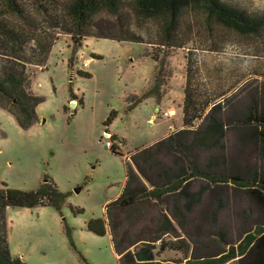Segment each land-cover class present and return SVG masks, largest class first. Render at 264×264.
I'll use <instances>...</instances> for the list:
<instances>
[{
  "label": "rangeland",
  "instance_id": "1",
  "mask_svg": "<svg viewBox=\"0 0 264 264\" xmlns=\"http://www.w3.org/2000/svg\"><path fill=\"white\" fill-rule=\"evenodd\" d=\"M51 1L62 15L60 5L66 0ZM221 1L264 17V0ZM18 2L22 12L5 9L0 20L23 33L26 42L16 50L0 46V64L19 62L25 89L43 101L34 123L25 128L10 111L12 104L0 97V187L6 183L34 190L50 178L65 197L60 208H6L13 255L28 264H120L113 243L126 253L150 240L157 243L161 264H183L180 258L218 256L256 225H264V205L248 188L232 179L213 181L206 176L248 179L263 171L261 145L253 130L240 125L264 98V26L252 35L217 22L208 28L204 12L184 7L168 46L159 17L129 21L125 15L117 19L102 11L91 32L122 25L126 35L146 43L95 36L75 42L71 33L60 29L68 26L66 18L59 17L57 24L38 4ZM49 42L52 45L44 52L42 45ZM153 54L165 57L164 67ZM188 54L198 57L199 75L215 80L222 70L224 78L247 79L220 104L214 118L225 127L217 141L193 148V161L204 175L164 194V202L152 197L129 207L107 208L125 190L127 166L136 174L129 190L162 187L173 176H182L179 147L153 153L141 149L182 128ZM156 78L162 85L153 89ZM196 123L205 127L208 119L204 115ZM107 133L123 141L121 150L106 145ZM104 217L105 235L89 229L91 220ZM160 242L168 248L161 250ZM254 257L248 252L225 264H248Z\"/></svg>",
  "mask_w": 264,
  "mask_h": 264
},
{
  "label": "trees",
  "instance_id": "2",
  "mask_svg": "<svg viewBox=\"0 0 264 264\" xmlns=\"http://www.w3.org/2000/svg\"><path fill=\"white\" fill-rule=\"evenodd\" d=\"M29 2L38 4L42 8L43 13L57 24L59 17L62 19L66 18L64 20L68 21V26H62L60 29L71 33L75 42H80L85 36H95L118 41L129 40L146 43L144 38L126 35V30L123 29L122 25H117L118 33L122 31L119 34L115 33L117 30H115L114 26H110V30L106 32H91L90 29L96 24V18L102 11L117 17V19L125 15L129 21H132V19L141 21L144 18L153 16L159 17L162 22L163 39L168 41L166 42L168 46H170V31L175 27L177 16L184 7L197 8L204 12L208 28H211L213 22H217L226 29H231L244 35H252L258 34L264 26L263 16L249 14L246 10L221 0H66L60 5L62 15L59 14V7L55 9L57 5L51 0H29ZM18 4V0H0V5L3 7V9L0 8V14L5 9H10L14 14L21 13L22 10ZM22 36L23 33L0 20V46H8L15 50V47L21 49L26 42ZM51 45L50 42L43 44V51L48 52ZM152 57L158 62V65L164 67L166 63L165 57L162 58L155 54ZM196 57V54L192 56L188 54L185 57L186 73L182 128L141 149L143 153H153L163 147H170V145L173 149L174 145L179 147L180 156L182 157L180 159L182 162L180 168L182 176H173L162 187L152 185L153 188L149 190L144 187L129 190L128 187L131 183L133 184L132 180L135 179L136 174L127 166L125 190L107 208L112 205L129 207L136 204L140 199L152 197L164 202V194L171 190H180L193 177L204 175V173L199 172L197 164L193 161V148L195 145L211 146L217 141L223 132L222 129L225 127V123L221 119L214 118L217 111L220 110V104L247 79L245 77L242 80V76L235 77L232 75L224 78L221 74L222 70L217 73L218 77L215 80H212L210 76L199 75L200 61ZM162 72L163 69L161 68L159 73ZM156 79L153 89L162 85L160 79ZM202 82L204 84L203 89L199 88V83L202 85ZM24 86L25 72L23 66L19 62L3 61L0 64V97L12 104L10 111L15 115L19 124L27 128L37 118L36 108L43 101V98L35 95L32 90H26ZM208 108L209 110L206 114ZM254 109L255 112L252 110L253 114L250 113L248 115V118L243 125H240V128L242 126L253 130L257 141L261 145V155L264 161V98L261 101V106H254ZM204 115L208 119V124L205 127H197L196 121L202 119ZM112 116L113 113L108 122L112 120ZM218 129L221 132H218ZM206 130L208 131L201 135ZM112 136L113 139H117L116 135L112 134ZM112 150L116 151V148H112ZM262 170L257 174H252L251 178L248 179L239 175L206 174V176L213 181L220 179L226 182L232 179L236 184L248 188L250 193L264 205V163ZM187 171H189L188 174L186 173ZM64 197L56 182L50 178L45 179L41 186L34 190L12 188L6 183L2 184L0 187V264H28L21 257L11 253L7 233L6 208L11 205L30 208L39 205H53L60 208L64 202ZM106 217L91 220L88 224L89 229L99 235H105L108 232ZM157 239L159 238L157 237ZM159 245L161 250L168 248L164 242H160ZM113 247L120 264H161L156 257L157 243L155 241H144L133 251L126 253L116 243H113ZM177 247V250L182 251L180 245H177ZM248 252L253 253L255 256L248 264H261L264 261V225H256L253 230L246 232L236 244L229 246L228 250L218 256H210L199 260L190 259L188 262L192 264H225Z\"/></svg>",
  "mask_w": 264,
  "mask_h": 264
},
{
  "label": "built area",
  "instance_id": "3",
  "mask_svg": "<svg viewBox=\"0 0 264 264\" xmlns=\"http://www.w3.org/2000/svg\"><path fill=\"white\" fill-rule=\"evenodd\" d=\"M106 139H107L106 145L109 146L110 148H117V149L121 150L124 146L123 141L113 139V136L111 133H107Z\"/></svg>",
  "mask_w": 264,
  "mask_h": 264
},
{
  "label": "crops",
  "instance_id": "4",
  "mask_svg": "<svg viewBox=\"0 0 264 264\" xmlns=\"http://www.w3.org/2000/svg\"><path fill=\"white\" fill-rule=\"evenodd\" d=\"M199 259H204L203 257H198ZM182 261H183V264H192V263H189L188 261L191 259L190 257L189 258H180ZM199 259H196V260H199ZM168 261H170V259H168ZM179 264H182L179 262Z\"/></svg>",
  "mask_w": 264,
  "mask_h": 264
},
{
  "label": "water",
  "instance_id": "5",
  "mask_svg": "<svg viewBox=\"0 0 264 264\" xmlns=\"http://www.w3.org/2000/svg\"><path fill=\"white\" fill-rule=\"evenodd\" d=\"M73 106L75 105V104H72Z\"/></svg>",
  "mask_w": 264,
  "mask_h": 264
}]
</instances>
